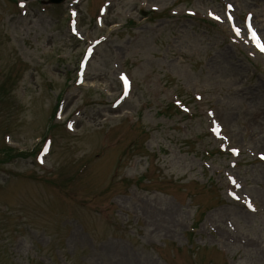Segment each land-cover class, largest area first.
<instances>
[{
    "label": "rangeland",
    "instance_id": "rangeland-1",
    "mask_svg": "<svg viewBox=\"0 0 264 264\" xmlns=\"http://www.w3.org/2000/svg\"><path fill=\"white\" fill-rule=\"evenodd\" d=\"M26 1L0 0V264H264V57L224 16L231 1L264 36V0Z\"/></svg>",
    "mask_w": 264,
    "mask_h": 264
},
{
    "label": "snow or ice",
    "instance_id": "snow-or-ice-1",
    "mask_svg": "<svg viewBox=\"0 0 264 264\" xmlns=\"http://www.w3.org/2000/svg\"><path fill=\"white\" fill-rule=\"evenodd\" d=\"M217 19H218V17H217ZM238 31V30H237ZM253 36L255 37V33H253ZM259 42V41H258ZM261 50H264V45H262L261 46ZM217 131H218V126H217V129H216ZM235 151V150H234ZM234 195V194H233ZM251 206V205H250Z\"/></svg>",
    "mask_w": 264,
    "mask_h": 264
}]
</instances>
